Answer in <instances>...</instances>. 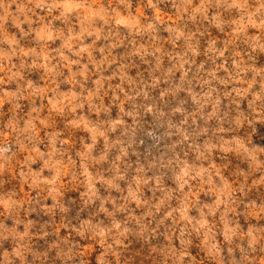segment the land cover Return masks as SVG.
Here are the masks:
<instances>
[{
	"label": "rangeland",
	"instance_id": "obj_1",
	"mask_svg": "<svg viewBox=\"0 0 264 264\" xmlns=\"http://www.w3.org/2000/svg\"><path fill=\"white\" fill-rule=\"evenodd\" d=\"M261 5L0 0V264H264Z\"/></svg>",
	"mask_w": 264,
	"mask_h": 264
},
{
	"label": "clouds",
	"instance_id": "obj_2",
	"mask_svg": "<svg viewBox=\"0 0 264 264\" xmlns=\"http://www.w3.org/2000/svg\"><path fill=\"white\" fill-rule=\"evenodd\" d=\"M149 2H151V0H149ZM244 3H247V0H244ZM233 5L236 6V0H233ZM261 7L264 8V5H261ZM260 24L264 25V20H261V21H260ZM258 98H259V97H258ZM146 111L151 112L152 109H151V108H146ZM174 111L179 112L180 109L177 108V109H175ZM102 134H103V133H101V135H102ZM147 135H148L149 137H153V136H154V133L151 132V131H149V132L147 133ZM226 143H227V142H226ZM215 147H216V145H214V144H208V145H206V148H207V150H208L209 153H210L211 150H212L213 148H215ZM240 147H244V146H243V145H240ZM224 150H225V151H228L229 149H224ZM244 150H245L246 152L248 151L246 148H245ZM6 151H7V149H2V150H0V156H2L3 153L6 152ZM199 155H202V153H200ZM199 155H198V158H199ZM249 158H250L251 160H253V161L256 163L257 167L260 166V162H259L258 158H257L255 155H253L252 153H249ZM162 166H163V165H162ZM187 174H188L187 172H184V173H183V175H187ZM196 174L199 175L200 173L197 172ZM0 202H2V201H0ZM97 235H99V236H104V232L101 231V232L97 233Z\"/></svg>",
	"mask_w": 264,
	"mask_h": 264
}]
</instances>
